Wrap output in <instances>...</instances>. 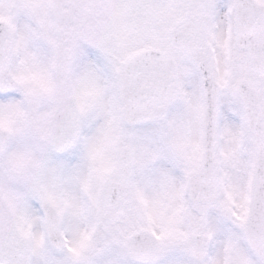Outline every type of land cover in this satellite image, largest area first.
Masks as SVG:
<instances>
[{
    "label": "snow or ice",
    "instance_id": "snow-or-ice-1",
    "mask_svg": "<svg viewBox=\"0 0 264 264\" xmlns=\"http://www.w3.org/2000/svg\"><path fill=\"white\" fill-rule=\"evenodd\" d=\"M0 264H264V0H0Z\"/></svg>",
    "mask_w": 264,
    "mask_h": 264
}]
</instances>
